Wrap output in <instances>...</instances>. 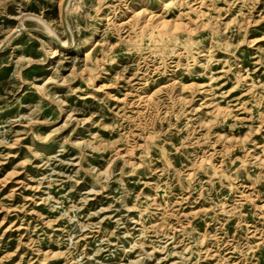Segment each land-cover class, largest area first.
<instances>
[{"label":"rangeland","instance_id":"obj_1","mask_svg":"<svg viewBox=\"0 0 264 264\" xmlns=\"http://www.w3.org/2000/svg\"><path fill=\"white\" fill-rule=\"evenodd\" d=\"M60 1L0 0V264H264V0Z\"/></svg>","mask_w":264,"mask_h":264},{"label":"bare ground","instance_id":"obj_2","mask_svg":"<svg viewBox=\"0 0 264 264\" xmlns=\"http://www.w3.org/2000/svg\"><path fill=\"white\" fill-rule=\"evenodd\" d=\"M69 1L70 0H61L60 1V19H61V22H62V24L64 25H66L65 27H64V30L66 31V33H67V31H68V33L70 34V32H69V29H68V27H67V24H66V22H65V18H66V15H67V10H68V5H69ZM26 17H28V18H31V19H33V20H35V21H37V22H39L40 24H42V25H44L45 27L44 28H46V31H47V34H48V38H49V43L47 44L48 45V47H49V50H48V54H50V55H53V51H52V49H54V50H57V49H60V50H63V49H67V48H69V43L67 42V41H60V40H57V38L54 36V32L50 29V28H48V26L43 22V21H41L40 20V18H38V17H35V16H22L21 18H20V23H18L19 25H18V27L14 30V32H20V31H22V30H26L25 29V27H24V25H23V19H25ZM60 22V23H61ZM163 22V21H162ZM166 27V26H165ZM64 31V32H65ZM14 34V33H13ZM12 34V35H13ZM46 34V33H45ZM11 35V34H10ZM56 39H55V38ZM11 38V37H10ZM3 44V43H2ZM2 44H1V46H2ZM1 48V47H0ZM69 50V49H68Z\"/></svg>","mask_w":264,"mask_h":264}]
</instances>
